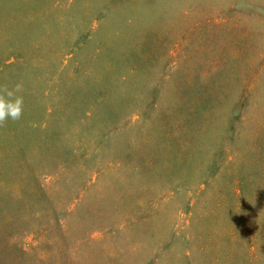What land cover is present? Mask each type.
<instances>
[{"label": "rangeland", "instance_id": "obj_1", "mask_svg": "<svg viewBox=\"0 0 264 264\" xmlns=\"http://www.w3.org/2000/svg\"><path fill=\"white\" fill-rule=\"evenodd\" d=\"M0 264H264V0H0Z\"/></svg>", "mask_w": 264, "mask_h": 264}, {"label": "clouds", "instance_id": "obj_2", "mask_svg": "<svg viewBox=\"0 0 264 264\" xmlns=\"http://www.w3.org/2000/svg\"><path fill=\"white\" fill-rule=\"evenodd\" d=\"M23 84L17 83L13 88L0 86V127L8 120L18 121L24 112Z\"/></svg>", "mask_w": 264, "mask_h": 264}]
</instances>
